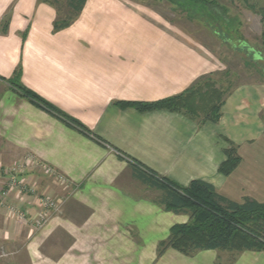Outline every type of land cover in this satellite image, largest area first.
I'll return each mask as SVG.
<instances>
[{
  "label": "crops",
  "instance_id": "0c3cea01",
  "mask_svg": "<svg viewBox=\"0 0 264 264\" xmlns=\"http://www.w3.org/2000/svg\"><path fill=\"white\" fill-rule=\"evenodd\" d=\"M57 20L52 2L0 0V166L16 167L32 157L68 184L59 186L56 176L32 165L18 177L23 190L0 195V250L8 253L0 264L264 261V253L257 252L184 256L172 249L158 258L171 227L188 217L166 211L161 191L139 178L152 173L181 187L203 181L233 202L263 203L264 92L238 86L224 98L217 123L120 109L116 103L182 95L215 74L218 65L204 50L133 12L124 0H86L66 28L54 30ZM16 72L17 83L84 131L22 97L7 83ZM229 143L241 162L224 177L218 167ZM46 179L51 183L45 185ZM4 181L0 177V187ZM47 197L59 202V211L36 226L39 200Z\"/></svg>",
  "mask_w": 264,
  "mask_h": 264
},
{
  "label": "trees",
  "instance_id": "16d2710c",
  "mask_svg": "<svg viewBox=\"0 0 264 264\" xmlns=\"http://www.w3.org/2000/svg\"><path fill=\"white\" fill-rule=\"evenodd\" d=\"M65 1L75 16L82 11L86 2V0ZM71 20L72 18L65 21L57 20L54 30L66 28ZM1 31H5V26ZM18 76L19 73L16 72L14 79L7 83L22 97L56 118L84 131L81 125L17 83L15 78ZM189 90L182 95L157 102L115 105L120 109L132 108L139 113L166 111L181 114L192 121H198L199 124L217 123L224 101L221 100V94L210 87L207 90L208 94L203 95L202 101L212 104L209 103L207 106L200 101L202 105H191L186 97ZM215 98L219 99L218 103ZM84 134L86 135L87 132ZM224 155L225 161L218 167V172L224 177H229L239 166L241 159L237 148L231 143L228 149L224 150ZM142 175L139 176L142 183L161 191L160 204L166 211L188 217L187 223L171 227L166 241L158 247V258L167 249L175 250L184 256H192L203 251L264 253V202L251 199H245L241 203L233 202L221 196L212 185L203 181H192L188 186L181 187L166 178L154 177L152 173Z\"/></svg>",
  "mask_w": 264,
  "mask_h": 264
},
{
  "label": "rangeland",
  "instance_id": "374dc122",
  "mask_svg": "<svg viewBox=\"0 0 264 264\" xmlns=\"http://www.w3.org/2000/svg\"><path fill=\"white\" fill-rule=\"evenodd\" d=\"M46 1L56 5L59 21L75 16L65 0ZM124 1L133 12L155 22L160 28L175 33L189 45L204 50L218 65L215 74L199 79L191 87L186 96L191 105H202L200 101L203 100V95L208 94L210 87L221 94V100L238 86H249L264 92V68L252 60L253 53L264 59V0ZM246 49L253 53L246 52ZM215 100L218 103L219 99ZM209 103L204 104L209 106ZM260 116L264 123V112ZM43 182L46 185L51 180ZM57 182L60 186L58 178ZM63 185L68 184L63 181ZM34 195L40 198L42 193L35 190ZM155 195L158 200L160 193L156 192ZM48 199L59 204L55 198ZM258 264H264V261Z\"/></svg>",
  "mask_w": 264,
  "mask_h": 264
},
{
  "label": "built area",
  "instance_id": "2783aa9c",
  "mask_svg": "<svg viewBox=\"0 0 264 264\" xmlns=\"http://www.w3.org/2000/svg\"><path fill=\"white\" fill-rule=\"evenodd\" d=\"M32 165L38 167L46 175H49L51 177L56 176L61 184H63V181H65L61 176L56 175L50 167H47L46 165H40L36 163L32 157H27L16 167L3 168L2 166H0V177L3 174L5 175L2 176L3 178H5V181L3 182V184H1L0 187L1 197L5 198L8 194L13 193L14 191L19 192L24 189L25 186L21 180H18V177H20V175ZM39 205L40 213L36 218V226H41L42 224H44L51 217V214L57 212L60 207L58 203H54L48 198L40 199ZM11 212L14 213V216L18 219L25 218V213L18 212L13 209H11ZM7 256L8 253L6 252V250L1 249L0 258H6Z\"/></svg>",
  "mask_w": 264,
  "mask_h": 264
},
{
  "label": "water",
  "instance_id": "95a60500",
  "mask_svg": "<svg viewBox=\"0 0 264 264\" xmlns=\"http://www.w3.org/2000/svg\"><path fill=\"white\" fill-rule=\"evenodd\" d=\"M246 52H252L253 53V51H250V50H248V49H246ZM253 62L255 63V64H257L259 67H261V68H264V59L260 56V55H258V54H256V53H253Z\"/></svg>",
  "mask_w": 264,
  "mask_h": 264
}]
</instances>
